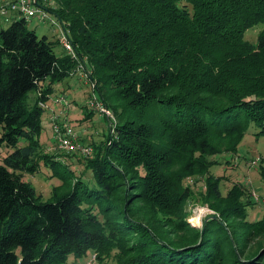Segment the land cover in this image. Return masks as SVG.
Wrapping results in <instances>:
<instances>
[{"label": "trees", "instance_id": "1", "mask_svg": "<svg viewBox=\"0 0 264 264\" xmlns=\"http://www.w3.org/2000/svg\"><path fill=\"white\" fill-rule=\"evenodd\" d=\"M45 8L75 57L56 54L55 40L22 16L0 26V145L10 147L0 163V264H65L87 250L98 264L109 256L113 264H258L264 246L246 257L237 247L264 234V215L248 220L241 185L221 193L223 176L208 167L211 155L236 150L247 123L264 134V24L255 41L243 37L264 23V0H54ZM78 62L114 115L103 114L102 143L86 142L90 156L70 152L92 186L59 160L69 152L48 153L38 140V101ZM40 162L61 179L45 200L22 178ZM203 174L201 198L214 212L188 227L183 179ZM259 175L264 186V165Z\"/></svg>", "mask_w": 264, "mask_h": 264}, {"label": "rangeland", "instance_id": "2", "mask_svg": "<svg viewBox=\"0 0 264 264\" xmlns=\"http://www.w3.org/2000/svg\"><path fill=\"white\" fill-rule=\"evenodd\" d=\"M47 1L48 6L54 5V0ZM6 14L8 15L6 18H4L3 14H0V26L2 27L8 25L12 18L22 16L12 11ZM49 15L55 18L52 12H49ZM24 19L26 26L33 29L38 36L44 34L48 39L55 40L53 51L56 54L64 52L59 42L60 31L58 26L54 23H50L47 19L41 20L36 16H29ZM263 24L264 23L257 22L248 27L244 31L243 37L251 42L255 41L256 35ZM79 68H81L80 62L75 64L74 71H72L67 78H62L53 83V91L50 93L46 104L52 107L54 104L53 98L60 95L63 96L67 103L63 109V113L58 116V120H65L77 135V140L81 141V143H89L90 140L95 143H102L107 131V118L90 104L89 100L93 95H95L98 100H100V98L95 90L92 89L89 79L81 74ZM33 94V90L28 91L30 97ZM56 106L57 108L54 109V111L58 110L60 105L56 103ZM90 110L92 111L89 112ZM109 111L113 118L114 115L111 109H109ZM87 112H89V116L85 117L84 114ZM50 114L51 111L48 108H45L41 112V130L38 134V140L42 148L48 153H66L67 151L58 149L55 145L56 139L49 119ZM257 130L258 127L252 122L247 123L241 140L236 146V150L234 152L220 151L211 155L215 162L208 167L209 173L223 176L219 181L221 193H224L233 182H237L241 185L244 190V194L241 198L250 201V203L245 206L246 218L248 220H256L264 215V201L262 199L264 197V186L261 183L259 175V166L264 165V134L255 136L254 132ZM9 150L10 147L3 144L0 145V163L2 162V156ZM68 154V156L62 154L59 160L68 163L69 167L73 169L71 174H74V176L79 175L85 183L93 185L94 181L91 176V171L87 169L80 173L82 167L81 161L76 160L74 156L70 155V152ZM70 157H72V159H70ZM252 160H254V162H252ZM204 176L205 174L189 175L183 179V184H187L191 188V195L182 202L180 209L188 227L199 228L204 214L214 212L201 198V193L204 190ZM22 178L30 182L40 200L50 198L52 187L60 185L61 183V179L52 172V167L42 162L39 163L38 169L35 172H23ZM207 209L210 211H207ZM192 218H197L199 222L192 221ZM170 237L174 236L172 235ZM222 242L225 243L224 245L227 248H231V243L228 238H224ZM246 242V245L241 246L239 244L237 247L241 257L252 255L256 253V251L258 253L261 250L260 247L264 246V234L251 236ZM257 253L255 255H257ZM105 259L107 264H113L115 261L110 256ZM65 264H98V262L94 252L87 250L85 254L80 257H74L72 254H68ZM258 264H264V252L259 256Z\"/></svg>", "mask_w": 264, "mask_h": 264}, {"label": "built area", "instance_id": "3", "mask_svg": "<svg viewBox=\"0 0 264 264\" xmlns=\"http://www.w3.org/2000/svg\"><path fill=\"white\" fill-rule=\"evenodd\" d=\"M45 6H48L47 0H39V2H37L36 0H1L0 14H3L4 18H6L8 17L6 13L12 11L22 15L24 18L29 16H36L41 20L47 19V21H49L50 23H54L59 28V42L64 50V53L75 57L76 55L74 47L71 41L67 38L63 25L56 17H50L49 11L45 8ZM79 69L82 75H86L88 73L87 67L82 63L81 68ZM91 85H93V82L91 83ZM89 102L100 113L105 114L107 117L112 119V114L109 109L102 103V101L98 100V98L96 99L95 95L90 98ZM53 103L54 104L52 105V107H49L47 106L46 101H38V105H40L44 109L48 108L51 111L49 119L51 121L52 131L56 139V147L67 152L75 151L78 154L90 156L92 154L91 145L78 141L76 138L77 135L72 130L71 126H69L68 123L65 122V120H58V116L63 113V109L67 103L66 99H64L61 95L56 96L53 98ZM56 103H58V105L60 106L58 110L54 111V109L57 108ZM252 162H254V160H252ZM262 199L264 201V197ZM207 211L210 210L207 209Z\"/></svg>", "mask_w": 264, "mask_h": 264}, {"label": "bare ground", "instance_id": "4", "mask_svg": "<svg viewBox=\"0 0 264 264\" xmlns=\"http://www.w3.org/2000/svg\"><path fill=\"white\" fill-rule=\"evenodd\" d=\"M191 220L194 222H199V220L197 218H192Z\"/></svg>", "mask_w": 264, "mask_h": 264}, {"label": "crops", "instance_id": "5", "mask_svg": "<svg viewBox=\"0 0 264 264\" xmlns=\"http://www.w3.org/2000/svg\"><path fill=\"white\" fill-rule=\"evenodd\" d=\"M0 3H1V0H0ZM65 78H67V76L66 77H64L63 79H65ZM52 86H53V84H52ZM47 101V100H46Z\"/></svg>", "mask_w": 264, "mask_h": 264}, {"label": "water", "instance_id": "6", "mask_svg": "<svg viewBox=\"0 0 264 264\" xmlns=\"http://www.w3.org/2000/svg\"><path fill=\"white\" fill-rule=\"evenodd\" d=\"M212 216L216 217V215H212Z\"/></svg>", "mask_w": 264, "mask_h": 264}]
</instances>
